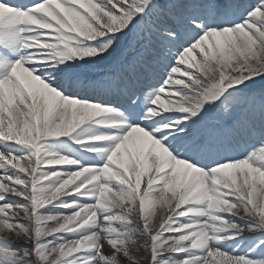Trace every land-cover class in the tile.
I'll return each instance as SVG.
<instances>
[{
	"label": "snow or ice",
	"instance_id": "6c2138e0",
	"mask_svg": "<svg viewBox=\"0 0 264 264\" xmlns=\"http://www.w3.org/2000/svg\"><path fill=\"white\" fill-rule=\"evenodd\" d=\"M0 264H264V0H0Z\"/></svg>",
	"mask_w": 264,
	"mask_h": 264
}]
</instances>
